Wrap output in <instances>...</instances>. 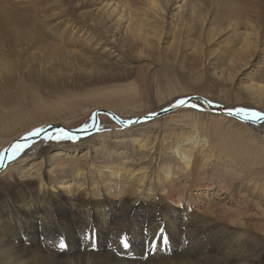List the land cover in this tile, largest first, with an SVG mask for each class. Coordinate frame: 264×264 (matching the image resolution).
<instances>
[{
  "label": "bare ground",
  "instance_id": "obj_1",
  "mask_svg": "<svg viewBox=\"0 0 264 264\" xmlns=\"http://www.w3.org/2000/svg\"><path fill=\"white\" fill-rule=\"evenodd\" d=\"M74 2L76 7H83L76 18L63 6L50 14L56 16L50 27L56 30L63 27L55 34L52 29V36L58 41L63 37L62 44L79 48L76 52H64L72 56L71 60L67 57L70 62L65 59L69 64L82 60L89 69L96 68L97 71L90 73L102 80L101 73L123 77L124 74L110 71H129L133 66L128 64L134 61L135 64L145 61L150 67L169 68V63L196 57L198 61L205 59L212 67H230L244 57L249 63L253 60L250 67H254L257 79H263L251 80L246 85L249 93L245 91L248 96L243 106L248 111H244H264V26L258 22L264 21V0H220V3L219 0H142L140 3L91 0L88 9L86 2ZM31 4L32 0H24L19 6ZM223 33H231L234 42L225 45L219 57V54L215 56V48L210 57L212 53H207V47ZM206 85L197 93L211 96L207 89H212L208 83ZM241 96L236 100L211 96L222 101L225 110L215 108L217 115H211L205 122L201 121V116L178 112L129 127L127 131L108 128L101 132L103 139L115 138V145L131 143L136 146L134 155L128 151L118 155L101 151L103 155L97 156L89 147L95 139L90 136L80 143L85 147L80 152L77 149L58 152L49 147L37 148L20 162L8 166L3 170L1 190L4 194L0 195V264H264V240L259 244L251 239L246 242L249 230L234 233L230 227L222 228L206 212L208 208L209 213L217 215L213 207L220 206L218 201L231 198L235 202L230 195L232 182L255 175L256 158L247 159L245 166L241 160L244 168L239 173L234 172L231 182L227 180L228 175L221 173L226 185L220 183L215 174L242 145L250 153L243 143L244 138L254 136L250 142L258 143L264 150V141L257 137L261 134L255 136L253 133L260 131L263 124L247 123V119H241L246 113L233 109L238 107L236 104H243ZM113 98L115 95L99 96L98 106L112 110L114 106L108 103ZM31 100L32 111L20 108L10 112L0 105L1 155L10 148L12 153L18 154L20 148L16 140L31 129L69 121L71 116L80 117L87 107L73 105L63 97L52 102H43L38 97ZM16 101L23 106L21 98ZM56 111L59 113L53 114ZM107 112L111 113H104ZM229 112L233 114L228 115ZM37 119L41 120L35 121ZM26 120L31 123L19 126L18 122ZM212 123L216 131L212 130ZM51 127L65 130L62 126ZM131 144H128L129 149H132ZM144 153L143 159L149 162L150 172H140L143 162L138 156ZM35 156L42 157L41 163L22 172L23 165H20ZM109 156L121 160L110 161ZM52 160L51 168L43 169ZM199 170L204 171L203 179L208 186L202 185L199 176L196 178ZM95 174L98 175L93 186L101 188L91 191L89 182ZM180 175L194 178L190 188L195 183L201 185L194 187L199 188V195L205 193L209 204L194 205L196 202L185 200L182 194L173 198ZM148 180H151L149 194L153 192V185L165 181L163 190L154 198L146 194L140 196V188ZM251 181L240 191L242 214H246L244 207L257 196V204L264 209V180L253 178ZM220 192L225 198L218 200ZM228 203L226 201L224 206ZM259 222L256 230L264 225V220ZM89 233L93 234L92 238H87ZM61 240L66 244L65 250L57 247ZM125 242H130L127 249L123 247Z\"/></svg>",
  "mask_w": 264,
  "mask_h": 264
},
{
  "label": "rangeland",
  "instance_id": "obj_2",
  "mask_svg": "<svg viewBox=\"0 0 264 264\" xmlns=\"http://www.w3.org/2000/svg\"><path fill=\"white\" fill-rule=\"evenodd\" d=\"M23 1L24 0H0V105H3V110L16 112V110L24 108L25 111H27L34 107L31 99L36 97L42 99L43 102H52L53 100L57 101L63 97L65 101L72 103L73 105H81L83 107H87L84 114H81L82 116L80 117L71 116L70 119H68L69 121L61 120L56 121L54 124H50L51 126H62L69 131H74L75 134L72 135L76 142L69 141L55 143L51 139H49L53 136H55L56 138H60L62 136V133L60 131L46 133L40 137L39 135L41 133V130L46 127H51L43 125L31 129L30 132H27V134L24 133V135L19 136L16 141L21 139L27 141L26 143L18 144V147L20 148L18 150V154L17 152L15 154L12 153L11 149L10 154L6 158L5 167L0 171V195L4 194V191L1 190L3 183L2 177L4 174L3 170H5L8 166L11 167L15 162H20L22 157L35 152L37 148L49 147L52 148V150L58 152L66 149H77L80 152L85 149V147H82V145L80 144L82 140L85 138H89L90 136H94L95 139L89 145V147L92 148V152H95V154L97 153V156L103 155L99 153L101 151L103 153L107 152V154L117 152V155L122 151H128L131 153V155H134L133 150H135L136 146L131 143L115 145V143H113L115 138H111V136H108L103 139V137L100 136L101 132H105L108 128L116 132L120 130L127 131L129 127L138 124H146L157 118H160L162 115H172L178 112L201 116L200 119L202 122H205L206 118L210 119L211 115H217L216 112H213L208 106L201 102H192L187 106L176 108L174 111H171L169 113H164L165 111L177 105L181 100H187L191 97H200L211 104L214 109L217 108L225 110L224 106H222V101L215 100V98L212 97H218V95H220V99L223 100H226L228 98L236 100L242 95L241 98L243 99V104H236L235 106L238 107H235L233 109L240 112L242 109L248 111V109L243 106L244 103L247 102L246 97L249 93L247 86L251 80H253V82H258V79H260H257V77L255 76V71H253L254 67H250L251 64H253V60L249 63L246 58L244 59V57H242L243 59H240V61L242 60V63L238 62L236 64L238 65V67L236 65L230 67H212L208 65L205 59L198 61V58L195 57L193 60L183 59L184 61L178 60L176 62L169 63V68H155L150 67L149 62L142 61L141 63L135 64L134 61L129 62L128 65L133 66L130 67L129 71H110L111 73L124 74L123 77H119L110 73H101L100 78L102 80H99L94 77L95 73H90L91 70L97 71V69H89L90 66H87V63L83 62L82 60H73L72 63L75 62L76 64H69L72 56H69L68 54L64 55V52H67L69 50L76 52L79 51V48H74L69 45L66 46V43H61L63 37H61L62 39L58 41L56 40L54 35L52 36L51 34L52 29L54 30V34L56 32L60 33L63 29L62 27L59 30H56V27H50L55 23L56 18V16L50 15L52 10L57 12L60 9L59 7L63 6L65 9H67V12L71 14V17L76 18L78 16L77 13L79 11H82L83 7H76V2H74V0H32V4L29 6H19V3H22ZM141 1L142 0H133L132 3H140ZM82 2L87 3L88 9L91 0H82ZM163 14H165V12ZM258 22L260 26H264V21L260 22L258 20ZM49 34L51 36H49ZM233 38L234 37H231V33H223L220 38L219 36L218 38H216L214 44L207 47V53L211 54L217 49V53L215 56L219 54V57L223 50L227 47L225 45H229L234 42L231 41ZM223 47L225 48L223 49ZM61 52H63V54ZM212 56L213 53L210 57ZM67 57H71L70 60ZM61 59H63L64 61H62ZM65 59H68L69 62L67 61V63ZM243 60L247 63L243 62ZM80 62L83 64H81ZM123 68L125 67H121V69ZM206 83H208V87L212 89L210 91L207 89V93H209L212 97L205 96L202 93H197L203 91L201 86H207ZM171 90H173L174 92ZM219 90L221 92H219ZM245 91L248 93L246 94ZM229 93H231L230 95L233 96L232 98L228 96ZM111 95H115V98H113V100L108 103L110 106H114L112 107V110L98 106L100 101L98 99L99 96L107 98ZM169 97L173 98L171 99ZM16 98H21V104L23 106H19L20 103H17V101L15 102ZM191 105H195V107H192ZM32 110L33 109H31L30 111ZM103 111L111 112L114 116H116L117 119L106 115ZM245 111H243L242 113L245 114ZM262 112L261 113L264 114V111ZM58 113L59 111L53 112V114L55 115H57ZM150 115L158 116L152 119L142 120L140 123H135L137 119H141ZM84 116L86 117L84 118ZM230 118L234 117L231 116ZM241 119H245L244 116H241ZM38 120L41 119H37L35 121ZM245 121L251 124L250 120ZM28 123L31 122L29 120L18 122L19 126L21 127ZM259 124H263L260 128L261 132L253 131V133L255 134V136L260 133L261 135L257 137L261 138L260 141H264V121H261ZM180 125L181 124H179V126ZM19 126L17 128H19ZM211 126L212 130L216 131L215 124L212 123ZM202 132H205V129H203ZM36 137L39 138L35 139ZM127 137L129 138V135H127ZM124 139L127 140L126 138ZM253 139L254 136L249 135V139L245 137L243 140L244 145H247V150L250 151L249 154L242 145L241 147H239L235 155L230 158L229 162L225 166L221 167L220 170H217L215 173L216 175H218L220 183L223 184L225 182L226 185L227 181L224 180V176L221 175V173L228 175L229 179L227 180H230L231 182V178L234 172L239 173V171L244 168L241 164V160H243L245 166V161L247 159L256 158L258 164L255 166V168L257 169L255 175H247L248 179L242 180L243 182L238 180H234L232 182L233 187L231 188L230 195H232L234 200H236L235 202L238 203H235L231 198H227L224 202H217L218 205H220L219 207H213V211L216 212L217 215L209 213L208 208L206 212L207 215H210V218L218 223L222 228H225V226L230 227V230L234 233H243V231L249 230L251 233H247L245 235L246 242L247 240L251 239L259 244V242H262L264 240V225L262 226L261 230H256L255 228V225H258L260 223V220H264V209H262L257 204V198L259 196L255 198L254 202L252 201L244 207L247 211L244 212L246 214H242V207H239L241 204H243L242 198L240 197V191L247 188L248 185H250L249 182L253 178L264 180V150L261 149L258 143L250 142V140L253 141ZM128 144H131L132 149H129ZM34 146L35 148L33 150H30V148ZM229 150H232L231 146ZM4 154H0V165L2 159L4 158ZM13 154L14 156H12ZM144 157H146L145 153L144 155L138 156V158H141V162H143L140 172H150L151 169L148 168L149 162H145V159H143ZM108 158L110 159V161H114L117 159V157L110 156ZM41 160V156H35L33 159H30V161L25 162L24 164L22 163L20 165H23L22 172L28 171L31 166H37V164L41 163ZM119 160L121 159H117L116 161ZM52 164L53 160L49 163L48 166H44L43 169L46 168V170H49ZM31 175H33V173H31ZM97 175L95 174L90 178L89 188L91 189V191L97 190L98 187L101 188V186H93V180L97 179ZM198 176L202 180V185L208 186V182L203 179V176H205L204 171L199 170L196 178ZM215 178L216 177L214 176V180ZM155 179H158L157 175ZM193 179L194 178L192 177L188 178L184 175H182L181 177L180 175L179 179H176L177 187L175 190L177 193L173 198H178L179 194H182L184 195L185 200L196 202L194 203V205L201 206L202 204H209L207 203V198L204 197L205 193L199 195V188L194 187L195 185H201H197L195 183V185L190 188L191 184L193 183ZM188 180L189 182L187 183L186 181ZM230 182H228V184ZM150 184L151 180H148L141 186V197H144L143 195L146 194L150 195L149 197L154 198L163 190L162 185H165V181L161 180L160 184L153 185V192L151 194H149V191L147 190ZM203 191L205 192V190ZM211 191L213 193H216L215 188H212ZM255 192L257 195L259 194L257 190H255ZM89 198L92 199L91 195L89 196ZM220 198H225V196L221 194V192L220 196L217 197V199L220 200ZM226 201L229 203L224 206V203ZM242 222L244 223V225L242 224Z\"/></svg>",
  "mask_w": 264,
  "mask_h": 264
},
{
  "label": "snow or ice",
  "instance_id": "obj_3",
  "mask_svg": "<svg viewBox=\"0 0 264 264\" xmlns=\"http://www.w3.org/2000/svg\"><path fill=\"white\" fill-rule=\"evenodd\" d=\"M179 105L180 106H187L188 105V101H185V100H181L179 102ZM192 107H195V105H191ZM244 110L242 109L241 112H243ZM229 115H232L233 113L232 112H229L228 113ZM245 119L247 120H250L251 123H258V122H261V121H264V114L262 113H259V112H253V113H246L245 114ZM138 123V121H137ZM60 132L62 133V136L60 138H56L55 136L49 138L51 139L53 142L55 143H61V142H76L73 135L71 133H66L64 129H60ZM0 166H3V165H0ZM92 233H89L87 238H92ZM130 242H126L123 244V247H127L128 244ZM57 247L59 248V250H65L66 249V244L61 240Z\"/></svg>",
  "mask_w": 264,
  "mask_h": 264
},
{
  "label": "water",
  "instance_id": "obj_4",
  "mask_svg": "<svg viewBox=\"0 0 264 264\" xmlns=\"http://www.w3.org/2000/svg\"><path fill=\"white\" fill-rule=\"evenodd\" d=\"M185 101H188V104L192 103V102H201L203 104H205L206 106H208L213 112H218L216 109H214L207 101H205L204 99L200 98V97H191V98H188L187 100ZM179 107H184V106H180L179 103L177 105H175L173 108L165 111L164 113H169L171 111H174L176 108H179ZM106 115L114 118V119H117L116 116H114L113 114H109L108 112L105 113ZM158 115H150V116H146V117H143L141 119H137L136 121H142V120H147V119H152L154 117H156ZM59 129H62V128H59V127H46L44 128L43 130H41V133H40V137L46 133H52L53 131H56V130H59ZM65 132H70L71 134H75L74 131H69L68 129H65ZM39 137H36L35 139H38ZM27 140H18L17 141V144H23V143H26ZM11 152V148L8 149L6 151V153L4 154V158L2 159V162H1V165L3 166H0V170H2L4 167H5V162H6V158L8 157V155L10 154Z\"/></svg>",
  "mask_w": 264,
  "mask_h": 264
}]
</instances>
